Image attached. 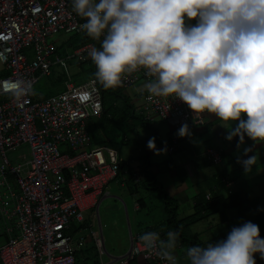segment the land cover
<instances>
[{
	"label": "built area",
	"instance_id": "1",
	"mask_svg": "<svg viewBox=\"0 0 264 264\" xmlns=\"http://www.w3.org/2000/svg\"><path fill=\"white\" fill-rule=\"evenodd\" d=\"M83 22L70 0H0V264H76L88 245L98 264H164L130 231L127 251L111 256L105 249L98 210L111 196L107 187L126 180L139 187L143 177L137 166L122 172L117 145H92L86 124L101 114L95 81L75 85L67 79L58 94L33 99L34 87L50 76L53 66L90 62L87 49L98 42L89 38L58 56L52 39L59 33L86 36L79 27ZM21 78L32 91L17 103L8 85ZM147 79L143 70H136L113 89L124 92ZM141 98L139 112L145 122L175 121L176 129L187 123L190 131L204 122L193 120L178 100L149 99L144 92ZM179 138L171 135L169 154L178 149ZM22 146L29 158L21 154L12 163L8 154ZM205 154L214 165L221 162L216 149L208 148ZM92 220L97 232L91 229Z\"/></svg>",
	"mask_w": 264,
	"mask_h": 264
},
{
	"label": "clouds",
	"instance_id": "2",
	"mask_svg": "<svg viewBox=\"0 0 264 264\" xmlns=\"http://www.w3.org/2000/svg\"><path fill=\"white\" fill-rule=\"evenodd\" d=\"M83 19L80 29L92 41L87 57L104 89L121 86L127 75L143 70L149 79L141 91L149 99L184 104L193 120L214 117L225 140L245 137L264 145V0H70ZM24 79L11 81L8 94L17 103L31 93ZM175 135L190 136L182 123ZM160 154L155 138L146 142ZM252 147L236 162L244 173L257 164ZM137 240L164 264H256L264 260L259 226L245 221L223 239L188 246L176 254L177 230H147Z\"/></svg>",
	"mask_w": 264,
	"mask_h": 264
},
{
	"label": "crops",
	"instance_id": "3",
	"mask_svg": "<svg viewBox=\"0 0 264 264\" xmlns=\"http://www.w3.org/2000/svg\"><path fill=\"white\" fill-rule=\"evenodd\" d=\"M143 83L141 81L123 92L135 106L136 111L138 108L141 109L143 103L141 98ZM149 129H138L137 132H133L134 136L139 134L135 142L141 140L142 143L141 146L136 145L134 154L126 152L124 156L121 155L120 146L116 144L124 162L121 167L122 172L137 166L139 174L143 177V182L139 187L131 184L130 180L114 183L116 186L114 189L124 190L123 198L126 196L129 201L132 199L137 202L136 205L132 203L134 211H146L147 218L144 220L139 219L136 212L133 214L135 234H138L141 229L164 222L168 217L161 196L165 195V198L172 202L169 206L170 209H174L173 216L176 220H180L194 214L195 201L199 195L204 193L211 195L213 192H219L223 196L241 194L250 201L248 209L243 213L231 209L223 210V212L218 210L206 220L190 226L189 234L197 237V241L203 244L208 240H215L218 236L226 235L233 226H238L245 221H252L259 226L260 236L264 237V145L252 146V142L245 137L244 144L240 146V149H237V138L234 137L231 141L225 140L226 130L217 124L214 117H209L204 120L202 125L193 128L190 131V136L179 138L178 149L169 154L167 147L171 135L177 130L176 122L156 120L150 123ZM150 137L155 138L157 150L166 145V151L160 154L149 151L146 142ZM244 147H252V151L248 155L256 154L258 157L257 164L248 173H244L236 162L237 156L242 159L246 158L243 156ZM208 148L216 149L220 153L221 162L218 165H214L207 158L205 151ZM142 155L145 159L147 158L148 170L153 175L151 176L154 182L153 187L156 189L152 192L142 188L145 182L140 169ZM130 162L131 165L128 164ZM153 195L158 199V209L160 210L158 219L155 216L152 217V207H149L150 198ZM111 199L116 198L111 197ZM121 203L123 207V213H121L125 216L128 225L126 205L123 200ZM118 218V220H122V217ZM0 241H3V238L0 237ZM88 262L92 264L91 257L85 259V263ZM261 264H264V261Z\"/></svg>",
	"mask_w": 264,
	"mask_h": 264
},
{
	"label": "trees",
	"instance_id": "4",
	"mask_svg": "<svg viewBox=\"0 0 264 264\" xmlns=\"http://www.w3.org/2000/svg\"><path fill=\"white\" fill-rule=\"evenodd\" d=\"M89 41V37L77 35L76 42L70 47L73 50L79 47L82 43ZM77 66L81 71L80 73H76L71 76L67 75L66 79L64 76H61L59 81L62 83L68 79L75 85H79L90 80L89 78L84 80V78L81 76L82 73H85L88 77L92 78L91 80H94L98 86L101 93V114L98 118L92 119L95 121L94 123L92 120H89L86 124L87 132L92 140V145L98 146L102 144H110L114 146L118 144L121 146L128 142V133L137 132L138 129L150 130V123L144 121L140 112L136 111L135 106L123 94L122 91L115 90L113 88L106 90L96 82L93 75L95 68L91 62L82 63ZM45 98L47 97L40 93L33 92L34 101H40ZM140 167L145 178L142 188L152 192L156 189L153 187L154 182L153 178L151 177L153 175L149 172L148 160L147 158L145 159L143 155L141 156ZM132 188L135 189V187ZM205 195L206 193L201 194L196 199L194 205V214L180 220H176L173 216L174 209H170L171 207L169 206L172 202L165 198V195L161 196V199L165 204V211L168 217L162 223L150 228L141 229L138 234L147 230H177L179 232V241L176 252L178 256L179 254L183 256L184 250L188 246L201 244L197 241V237L191 236L189 234L188 229L190 226L206 220L218 210L223 212V210L231 209L237 210L239 213H243L248 209V205L250 204V201L246 197L238 193L229 196H223L219 192H213L211 193L209 200L205 199ZM223 236L224 235L218 236L212 242L222 239ZM90 257L92 258V264H98L94 249L91 247V245L89 247L86 246V248H84L83 251L77 255L76 264H79L81 261H83L82 264H86L85 259L87 260ZM255 261L256 264H261L264 260H261L259 256L256 255ZM130 264L139 263L133 260L130 262Z\"/></svg>",
	"mask_w": 264,
	"mask_h": 264
},
{
	"label": "rangeland",
	"instance_id": "5",
	"mask_svg": "<svg viewBox=\"0 0 264 264\" xmlns=\"http://www.w3.org/2000/svg\"><path fill=\"white\" fill-rule=\"evenodd\" d=\"M74 37V38H72ZM77 36L73 35H65L62 33L56 34L52 37L53 44L55 48V52L58 56H64L67 53H70L72 51V46L76 42ZM70 44V45H69ZM86 68V67H84ZM80 69L78 68L76 62L74 60L66 61L65 66H53L51 68V74L48 77H43L39 80V82L34 87L33 92L40 93L44 95L45 97H50L53 95L58 94L63 90V82L61 83L59 81V78L61 76H64L65 79L67 78V75L71 76L76 73H80ZM81 76L86 79H92L88 77L85 73L81 74ZM89 80V81H90ZM138 112L140 111V108L137 109ZM92 120V119H91ZM94 123L95 121L92 120ZM139 134H136L135 136L133 133H128L127 139L128 142L124 145L120 146L121 155L124 156L126 152L129 153H135L136 151V145L141 146V140L136 141V138L139 137ZM59 150L62 151L63 147H59ZM21 154H24L26 159L29 158V151L26 146H22L8 154V158L12 163L17 162V157ZM116 188L114 186V183L109 184L107 187V191L109 193L110 198L103 201L98 210V219L100 221V224L102 226V235L104 240V246L107 251V253L111 256H118L120 253H123L127 251L129 240H128V232L131 231L132 235H135V227L133 225V214L136 212L133 210V204H137V202L134 200H128V198H123V191L121 188ZM111 197L116 199H111ZM140 199V198H138ZM120 200V201H119ZM121 200H123L124 204L126 205L127 209V218H128V225L125 220V216L122 215L123 213V207ZM157 198L153 195L150 198V204L149 207H152V217H156L158 219V215L160 210L158 209V203ZM133 203V204H132ZM118 208V210H117ZM122 212V213H121ZM121 213V214H119ZM136 214L138 215L139 219H146V211H137ZM150 215V217H151ZM118 217H122V220H118ZM91 229L93 231L98 230L96 220L90 221ZM2 241H0V244ZM180 257L182 255L179 254ZM104 261H107V258L104 256ZM89 262H91L89 260ZM86 264H91V263Z\"/></svg>",
	"mask_w": 264,
	"mask_h": 264
}]
</instances>
